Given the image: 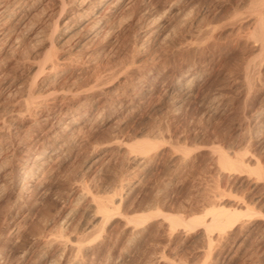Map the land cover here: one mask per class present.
<instances>
[{"label":"rangeland","instance_id":"rangeland-1","mask_svg":"<svg viewBox=\"0 0 264 264\" xmlns=\"http://www.w3.org/2000/svg\"><path fill=\"white\" fill-rule=\"evenodd\" d=\"M86 1L0 0V11L27 4L11 41L0 40V264H264V125L252 129L264 111V54L251 33L264 7L121 0L102 9L95 37L58 41L55 26ZM47 58L60 77L40 73ZM195 70L190 92L172 88ZM140 140L154 144L129 147ZM217 150L255 160L229 172ZM38 154L39 175L17 193L10 180ZM212 206L241 213L222 236L161 215Z\"/></svg>","mask_w":264,"mask_h":264},{"label":"bare ground","instance_id":"bare-ground-1","mask_svg":"<svg viewBox=\"0 0 264 264\" xmlns=\"http://www.w3.org/2000/svg\"><path fill=\"white\" fill-rule=\"evenodd\" d=\"M121 0H88V2L86 1V3H84L83 6H81L82 8L81 9V12L77 13L75 19H70L68 18V20L64 21L62 23V25H60L62 28L57 30L58 27L55 26V30H54V34H60V36L62 38H60V36L57 37L58 41H61L63 38H67V40L69 42H71L69 39H72L75 40L76 38L78 37H81L82 34L86 35V37H95L99 31H100V15L103 14L104 10H107V9H112L114 10L115 8V5L117 3H119ZM251 2V1H250ZM249 2V4H250ZM19 4V3H18ZM255 4V7L256 8H261V7H264V0H256V3H254L253 1V5ZM5 5V4H4ZM27 4H23V5H14L12 6V8L8 9V8H4V9H1L0 11V40L2 39L4 41V43H8L11 41L13 35H14V31L18 30V27L21 23V20L24 18L25 16V10H26V6ZM29 6V4H28ZM254 7V6H253ZM254 7V8H255ZM252 8V7H251ZM102 9H104L102 11ZM250 9V8H249ZM252 10V9H251ZM263 10V9H262ZM101 11L103 13H101ZM109 11V10H108ZM264 11V10H263ZM261 11V12H263ZM111 13V11H109ZM264 14V13H263ZM257 19L256 20V23L257 25L255 24L256 26V30H252L254 32L251 31V33H253L252 35V38L255 39V41L257 42L258 46L257 48L259 49V53L262 55L264 54V15H260L259 17H255ZM99 19V20H98ZM254 20V21H255ZM102 22V21H101ZM240 22V21H238ZM242 22V21H241ZM26 26V25H25ZM254 26V27H255ZM160 27V26H159ZM25 28V27H24ZM28 28V27H27ZM32 28V27H31ZM155 28V27H154ZM30 29V28H29ZM28 29V30H29ZM157 29V28H156ZM160 29V28H159ZM255 29V28H254ZM27 30V29H26ZM151 30V29H150ZM37 34V33H36ZM250 34V33H249ZM245 36V35H244ZM251 37V36H250ZM250 37L248 40H250ZM245 39V38H244ZM66 40V41H67ZM252 40V39H251ZM247 41V40H246ZM245 41V42H246ZM78 42V41H77ZM253 42V41H252ZM256 42L255 44H252V45H256ZM247 44V43H246ZM240 45V44H239ZM75 46V44H74ZM53 47V46H52ZM80 47V46H79ZM78 47V49H79ZM249 47V46H248ZM81 48V47H80ZM255 48V47H254ZM257 49V50H258ZM256 50V48H255ZM256 50V51H257ZM252 51V50H251ZM254 52V51H253ZM252 52V53H253ZM259 57V56H258ZM48 60L43 63V65L41 66L40 68V73H45V76L46 74H50V72H52V75H50L51 79L52 77L54 78H57V77H60L62 75V69L60 67L59 70H56L55 66H54V63L53 61L50 59V58H47ZM262 61V60H261ZM195 67V66H194ZM202 67V66H201ZM200 67V68H201ZM203 70V68H201ZM54 71V72H53ZM252 71V70H251ZM250 72V71H249ZM248 72H246L247 74ZM245 74V75H246ZM200 73L198 70H195L193 71V73L188 77V80L185 82V78L184 76H179L178 78H176L174 81H171L173 83L172 84V88H175V89H183V90H186V92H190L192 90V87L194 85V82L196 80H198L200 78ZM252 75V74H251ZM247 76L249 77V75H246V78ZM253 76V75H252ZM251 76V78H252ZM48 77V81L47 79L44 80V82L42 83V86L43 87H48V85L50 84L49 82V78ZM177 77V76H176ZM203 79V78H202ZM249 79V78H248ZM54 80V79H53ZM52 80V82H53ZM205 81V80H204ZM250 81V80H249ZM197 82V81H196ZM248 82V81H247ZM253 82V81H252ZM55 83V82H53ZM252 84V83H251ZM54 85V84H52ZM203 85V84H202ZM196 88V87H195ZM248 88V87H247ZM171 89V88H170ZM183 90H181L183 92ZM185 92V91H184ZM177 93V92H176ZM180 94V92H179ZM178 94V95H179ZM186 94V93H185ZM177 95V94H176ZM191 95V94H190ZM185 96H188V95H185ZM264 99V97L262 98ZM209 100V98H208ZM215 100V99H214ZM216 101V100H215ZM207 102V101H206ZM210 102V101H209ZM207 102V103H209ZM213 102V101H212ZM219 102V100H218ZM35 102L33 100H31L29 103L26 104V108H28L29 106H32ZM136 103V102H135ZM206 103V104H207ZM220 103V102H219ZM137 104V103H136ZM139 104V103H138ZM209 105V104H208ZM207 105V106H208ZM222 105V104H221ZM205 106V105H204ZM216 106H214V109L217 111V109L219 108H215ZM218 107V106H217ZM220 107V106H219ZM263 107V106H262ZM138 108V107H137ZM205 108L208 109V107L205 106ZM210 109V108H209ZM134 110V109H133ZM213 112V110H211ZM215 113V112H213ZM254 124H253V134H256L255 132L257 131L258 128H261L263 125H264V111L263 109H259V111H256L254 113ZM251 115V114H250ZM45 118H47L45 116ZM55 119V118H54ZM53 119V120H54ZM57 119V118H56ZM55 121V120H54ZM69 121V120H68ZM57 122V121H56ZM70 122V121H69ZM75 122V121H74ZM58 123V122H57ZM57 123H54V124H57ZM71 123V122H70ZM44 124V123H43ZM75 123H72L70 124L71 127L74 126ZM66 125H69V124H66ZM51 126V125H50ZM55 126V125H54ZM59 126V125H58ZM64 126V125H63ZM61 126V127H63ZM66 127V126H65ZM251 128H249L251 130ZM264 128V127H263ZM60 129V128H58ZM55 130V129H53ZM65 130V129H64ZM248 130V129H247ZM56 132V131H55ZM62 133V132H61ZM66 133V132H65ZM249 133V132H248ZM263 133V131H262ZM55 134V133H54ZM58 134V133H57ZM252 134V135H253ZM249 136V135H248ZM257 136V135H256ZM52 137V136H51ZM255 136H249V139L251 138H254ZM53 138V137H52ZM258 138V137H257ZM255 138V139H257ZM260 139V138H259ZM258 139V140H259ZM249 141V140H248ZM253 141V140H252ZM257 141V140H256ZM262 141V140H261ZM247 142V141H246ZM255 142V141H254ZM245 143V142H244ZM154 143H151L150 140H140L139 142L136 141L134 144L132 143V145H129L130 148H133V149H137L136 151L139 153L142 152H146L147 148L149 150L150 147L153 146ZM253 144V143H252ZM258 144V143H257ZM259 145V144H258ZM45 147V146H44ZM264 148V147H263ZM218 149V148H216ZM262 150V148H261ZM216 151V150H215ZM254 151V150H252ZM43 152V151H42ZM46 152V151H45ZM48 152V151H47ZM53 152V151H52ZM218 152V163L220 164V166L222 167V169L224 170H228L229 172L230 171H242V170H245L247 169V165H245V161L248 162L247 164L249 163H253L255 158H253L254 156H247L246 157V160L245 158L243 159L244 156H240V154H238V156H236L235 158H230L227 154L223 153L222 150H217ZM259 152V151H257ZM251 154V153H250ZM42 155V154H41ZM45 155V154H44ZM51 154H48V156H50ZM244 155V154H243ZM246 155V154H245ZM254 155V154H253ZM239 157V158H238ZM31 158V157H30ZM29 158V159H30ZM33 158V157H32ZM29 159L26 161H24V163L22 162L20 164V169L18 171V173L16 175L13 176V178L10 180V183H11V186L13 188H15V191L17 193L20 194V192H22L23 190H28V187H29V182L32 181V179H34L35 177H37L42 169V164H43V155L40 156V154H38V156H36L33 161H29ZM45 161V160H44ZM258 163V162H257ZM27 164V165H26ZM259 164V163H258ZM251 166V164H250ZM254 167V165H253ZM255 167H258L255 165ZM3 169V166L0 165V170ZM250 169V168H249ZM263 169V168H262ZM247 171V170H246ZM251 171V170H250ZM259 173H261V171L259 170L258 171ZM264 172V171H263ZM241 174V172H239ZM261 175L264 177V174L261 173ZM249 177V175H248ZM259 177V176H258ZM262 178V177H261ZM245 179V178H244ZM34 181V180H33ZM251 181V180H250ZM255 182V181H254ZM258 182V181H256ZM9 183V184H10ZM32 184V183H31ZM10 186V187H11ZM14 190V189H13ZM25 190V191H26ZM16 194V193H15ZM18 194V195H19ZM23 194V193H22ZM21 196V195H20ZM113 203L114 201L111 200ZM92 203V202H91ZM102 205V204H101ZM99 207V213H101V216H106L108 214V210L109 208H107L106 206H101ZM241 206V205H240ZM93 207V206H92ZM98 207V206H97ZM239 207V206H238ZM94 208V207H93ZM97 209V208H95ZM111 209V208H110ZM237 209V208H236ZM239 209V208H238ZM242 209V208H241ZM92 211V209H90ZM240 210V209H239ZM244 210V209H243ZM247 210V209H246ZM204 212V213H203ZM201 214L199 215H195V216H191L190 218L188 219H183V218H180L179 216H176V215H171V214H165V213H161L163 219H165L167 222H169L171 224V226L173 225H189L188 227H193L192 224H195V225H198V223L200 225H203V227L205 228V231H210V230H216L218 233H221L219 234L220 236H222V234L225 232V230L227 228H230L234 225L235 222H237L240 218L239 215H241V213H239L238 211L236 210H233V211H230L229 209L228 210H225L224 208H220V207H210V208H207L203 211ZM247 212V211H246ZM89 213V212H88ZM91 213V212H90ZM154 213V212H153ZM160 212H155L154 214H152L151 212L149 213H141V214H138V215H135L131 218V221L135 222L136 225L137 224H140V223H143V221H146L148 220L149 218H151L153 215L156 216H161L159 214ZM88 215V214H87ZM245 215V214H244ZM97 216H98V213H97ZM96 215L93 216L94 217H97ZM208 221L205 222V217H208ZM239 216V217H238ZM251 216V215H250ZM252 222V221H251ZM134 223V224H135ZM197 223V224H196ZM242 223V221H241ZM244 223V222H243ZM169 224V225H170ZM255 224V223H254ZM194 225V226H195ZM243 225V224H242ZM184 226V227H186ZM253 226V225H252ZM252 230V229H251ZM245 232V231H244ZM210 233V232H209ZM208 233V234H209ZM205 234V232H204ZM207 234V235H208ZM216 234V233H215ZM225 234V233H224ZM240 234V233H239ZM242 234V233H241ZM247 234V233H246ZM202 235V233H201ZM203 236V235H202ZM211 236V235H210ZM216 236V235H214ZM233 236V235H232ZM205 237V235H204ZM203 237V238H204ZM218 237V236H217ZM206 238V237H205ZM204 238V239H205ZM208 238V237H207ZM206 238V239H207ZM216 238V237H215ZM219 238V237H218ZM225 238V237H224ZM217 239V238H216ZM222 240V238H220ZM210 241V237L209 239H207ZM236 240V239H235ZM233 240V241H235ZM224 241V240H223ZM226 242V241H225ZM232 242V241H231ZM242 242V241H241ZM227 244V243H226ZM66 246V245H64Z\"/></svg>","mask_w":264,"mask_h":264}]
</instances>
